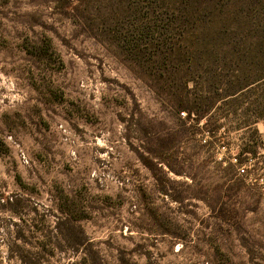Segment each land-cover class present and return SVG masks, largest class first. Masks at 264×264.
Segmentation results:
<instances>
[{
    "label": "rangeland",
    "instance_id": "obj_1",
    "mask_svg": "<svg viewBox=\"0 0 264 264\" xmlns=\"http://www.w3.org/2000/svg\"><path fill=\"white\" fill-rule=\"evenodd\" d=\"M179 1L0 0V264H264V78L199 123L173 105L264 72L198 45L254 18Z\"/></svg>",
    "mask_w": 264,
    "mask_h": 264
},
{
    "label": "trees",
    "instance_id": "obj_2",
    "mask_svg": "<svg viewBox=\"0 0 264 264\" xmlns=\"http://www.w3.org/2000/svg\"><path fill=\"white\" fill-rule=\"evenodd\" d=\"M193 0H189L188 4L192 2ZM194 2V1H193ZM180 5L184 3V1L178 2ZM247 12H251L253 16H247L248 18H254V23L245 26L246 30L245 32L243 28H233L229 25V28L227 29L226 33L219 34L221 31H216L215 33L211 32L208 34V40L210 42L202 41V43H199V46H206L208 44L213 45H219V46H225L227 48H230V52L235 53L237 51L232 50L231 48L243 45L250 47L253 50H249L246 55L247 56H256L257 53L260 51L264 53V23L263 20H256V17H261L260 14L264 12V0H248ZM254 11V12H253ZM260 13V14H259ZM202 20V19H201ZM251 21V20H250ZM252 54V55H251ZM219 60V59H218ZM243 62H247V60H241ZM220 63V61H219ZM207 76H205L204 82H206V87L210 90L213 95L206 97V94H200L196 97L191 98V100H184L182 95L176 96V99L173 100V105H176L177 112H185L186 119H190L191 121L195 123H199L200 120L203 118L205 119L208 117V109L211 105L215 103L217 100H221L226 98L227 103L231 104L232 102L236 101V93H242L243 91L253 89L252 87L258 86V81L260 79L264 78V72L262 74H259L257 67L252 68L248 74L245 73L243 69H239L236 74H229L227 71H221L220 73H217L216 71H210L207 70ZM231 77V78H227ZM188 79H186L187 81ZM227 83V88L225 84ZM225 85V87L223 86ZM184 89H187L184 83ZM218 89L221 91L223 90V93H218ZM230 89V90H228ZM186 99V98H185ZM188 102H191V104L187 105ZM222 118L226 117L225 114L221 116ZM219 117V118H221ZM216 123L212 125L213 129H211L213 132L216 131L219 127H221L222 124ZM245 118L247 120L244 122L246 123L248 120H250V124H254L255 122L259 120H264V112H256L254 114L248 115ZM249 126V124H248ZM252 132L254 134H257V130L255 128L252 129ZM256 144H254L252 147L249 148H241L240 152L238 153L236 160L238 163H241L245 161L248 157H256ZM244 154H248L249 156L245 158H241ZM227 212L224 211L222 208H218L216 212V216L219 219H228L226 218ZM225 216V218H223Z\"/></svg>",
    "mask_w": 264,
    "mask_h": 264
},
{
    "label": "built area",
    "instance_id": "obj_3",
    "mask_svg": "<svg viewBox=\"0 0 264 264\" xmlns=\"http://www.w3.org/2000/svg\"><path fill=\"white\" fill-rule=\"evenodd\" d=\"M180 114H181V115H184V112L182 111V112H180ZM234 160H235V158H234ZM239 170H240L241 172H243V171H244V168L241 166V167L239 168Z\"/></svg>",
    "mask_w": 264,
    "mask_h": 264
}]
</instances>
